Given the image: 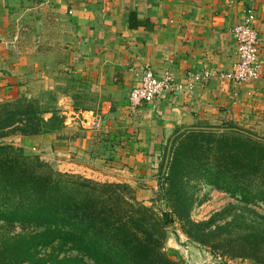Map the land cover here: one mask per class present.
<instances>
[{
  "label": "crops",
  "instance_id": "0c3cea01",
  "mask_svg": "<svg viewBox=\"0 0 264 264\" xmlns=\"http://www.w3.org/2000/svg\"><path fill=\"white\" fill-rule=\"evenodd\" d=\"M248 10L259 31L262 73L239 85L221 73L238 61L232 28ZM60 51L99 95L95 108L107 113L98 131L114 145L119 167L156 172L165 145L190 129L264 138V0H0V102L54 89L49 66ZM147 68L157 77L173 73L176 89L133 106L130 92ZM70 100L63 98L65 105ZM94 132H87L85 153H93ZM33 138L42 144L37 136H8ZM76 163L64 166L77 170Z\"/></svg>",
  "mask_w": 264,
  "mask_h": 264
},
{
  "label": "trees",
  "instance_id": "16d2710c",
  "mask_svg": "<svg viewBox=\"0 0 264 264\" xmlns=\"http://www.w3.org/2000/svg\"><path fill=\"white\" fill-rule=\"evenodd\" d=\"M43 113L35 100L0 103V139L61 127L59 115ZM218 130L190 129L165 145L157 166L161 214L127 183L48 170L40 156L0 143V264H181L165 250L176 220L213 251L264 264V214L248 207L264 205V138ZM200 181L245 206L194 220Z\"/></svg>",
  "mask_w": 264,
  "mask_h": 264
},
{
  "label": "rangeland",
  "instance_id": "374dc122",
  "mask_svg": "<svg viewBox=\"0 0 264 264\" xmlns=\"http://www.w3.org/2000/svg\"><path fill=\"white\" fill-rule=\"evenodd\" d=\"M64 52H58L57 59L50 62L49 73L52 76H49L55 78L54 89L41 91V89L35 88L36 92H41L33 94L20 93L15 98L0 102L22 100L24 103V100H35L43 110L46 118L51 117L53 113L59 115L62 121H59L58 124H61V127L48 133L36 135L42 139L40 146L35 143L36 138L30 140V143H25L23 141H10L6 136L4 139H0V143L12 142L16 147H23L24 153L40 156V159L48 164L45 167L48 170L54 169L61 173L76 174L99 182L127 183L131 186L133 194L139 201L152 206L155 211L161 214L165 208H162L157 200L159 173L157 171L154 173H139L126 167H119L118 163L122 160H118L117 163L112 161L113 157L111 155L114 145L107 140L106 132L101 134L98 131L101 128L102 117L107 112L95 108L99 95L97 97L92 92L91 83L89 87L87 80H83L80 76L76 77V73L70 70L67 54ZM64 97L71 99L67 105L63 102ZM89 131H95L91 136L97 139L91 145L93 153H85V147H83L85 139H88L87 132ZM76 138L81 139L80 144L75 143ZM97 156L102 157L104 161H98ZM70 159L80 162L76 163L77 170L67 169L64 166V163H68ZM193 184L196 191L191 217L194 220H207L216 213L226 211L232 206L240 208L245 206L238 197L221 191L206 182H193ZM248 207L264 214L263 204H249ZM236 209L234 208V211ZM246 215L250 216L248 211ZM232 217L233 215L230 214L221 219L220 222L230 220ZM16 231H20V229L17 228ZM167 232L168 238L165 243V250L181 264H253L246 259L223 256L219 251H213L210 247L190 239L184 233L182 223L178 220L167 227Z\"/></svg>",
  "mask_w": 264,
  "mask_h": 264
},
{
  "label": "built area",
  "instance_id": "2783aa9c",
  "mask_svg": "<svg viewBox=\"0 0 264 264\" xmlns=\"http://www.w3.org/2000/svg\"><path fill=\"white\" fill-rule=\"evenodd\" d=\"M254 20L253 11L248 10L242 20L232 28L237 44L238 61L229 72L221 73L223 78L239 85L258 80L262 73V64L259 60L260 36L254 26ZM174 89L176 83L173 73L167 71L163 77H157L152 69L147 68L141 74L140 85L130 92L129 99L133 106H138L143 102L154 101Z\"/></svg>",
  "mask_w": 264,
  "mask_h": 264
}]
</instances>
